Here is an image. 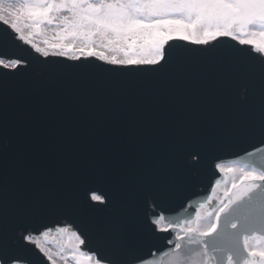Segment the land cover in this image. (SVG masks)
<instances>
[{
	"label": "water",
	"instance_id": "1",
	"mask_svg": "<svg viewBox=\"0 0 264 264\" xmlns=\"http://www.w3.org/2000/svg\"><path fill=\"white\" fill-rule=\"evenodd\" d=\"M3 30L11 32L0 22ZM170 43L179 55L154 72L96 58L45 59L17 41L20 47L10 54L52 69L0 83V125L13 138L12 167L29 189L21 210L35 229L67 221L87 238L82 249L88 252L110 256L122 244L125 257L164 264V252L173 247L167 240L174 242L175 234L156 231L150 217L163 213L176 222L193 216L212 184L223 179L216 162L264 157V137L252 131L259 120V80L247 105L233 83L238 69L255 63L250 46L231 38L213 42L215 48ZM189 151L200 152L199 164L189 163ZM83 173L104 177L116 199L124 227L112 237L97 227L107 210H81ZM36 189L42 190V207L28 206ZM145 191L155 193L147 202ZM37 256L38 264H51Z\"/></svg>",
	"mask_w": 264,
	"mask_h": 264
},
{
	"label": "snow or ice",
	"instance_id": "2",
	"mask_svg": "<svg viewBox=\"0 0 264 264\" xmlns=\"http://www.w3.org/2000/svg\"><path fill=\"white\" fill-rule=\"evenodd\" d=\"M0 22L11 29L0 31V83L9 77L52 70L31 56L10 54L20 47L17 41L29 44L45 59L50 54L73 61L96 58L114 66L146 67L154 72L164 70L179 55L171 41L215 48L213 42L231 38L248 45L255 63L238 69L233 83L242 89L240 101L247 105L258 78L259 120L252 131L264 137V0H0ZM25 29L30 30L27 35ZM48 31L53 37L43 41L46 47L32 42L31 37ZM187 156L191 165L200 163V152L189 151ZM14 161L13 138L0 125V264H38L37 251L56 264L47 246L53 229H35L31 217L21 210L29 189L15 174ZM215 168L232 174L233 179L212 210L203 214L197 210L176 222L163 213L150 217L156 231L175 234L174 242L167 240L173 247L164 252L168 257L164 264H264V157L227 167L217 163ZM104 179L87 173L79 176L81 210H107L97 227L109 238L123 229L124 221ZM41 192L32 190L28 206H43ZM142 195L147 202L155 193ZM205 207V203L199 205V209ZM56 232L68 233L76 241L74 250L62 256L71 255L76 264L91 262L93 256L95 264H149L140 256L125 257L122 244L110 256L85 252L82 246L87 238L72 223L57 227ZM62 253L64 249L56 255Z\"/></svg>",
	"mask_w": 264,
	"mask_h": 264
},
{
	"label": "rangeland",
	"instance_id": "3",
	"mask_svg": "<svg viewBox=\"0 0 264 264\" xmlns=\"http://www.w3.org/2000/svg\"><path fill=\"white\" fill-rule=\"evenodd\" d=\"M48 33L47 32L44 33V35L46 34V36L38 35V36L31 37L32 42L36 43L40 47H46V45L43 44V41L45 39H48V40L51 41L52 37H53V33L52 32L48 31ZM25 35H27V33H25ZM49 51L51 53L52 50L49 49ZM233 163H237V162L233 161L230 164H233ZM228 165L229 164H227L225 167H227ZM228 177H230V180L232 181V179H233L232 174L228 173ZM218 203H219V201H217L215 204H213V206L210 205L209 207L204 209L202 211V214L204 212L212 210L216 205H218ZM41 241L44 242L43 237L41 238ZM48 241H49V243H48L47 246L52 249L53 259L56 261V264H76V260L73 259L71 257V255H68L67 259L62 258L63 255H65V254H67V253H69V252L74 250V245L76 243L74 238H70L68 233L60 234V233H57L56 231H53L52 234L48 237ZM61 249H64V253H62L60 256L56 255V253H59L61 251ZM85 264H95L94 256H93L91 262H87L86 261Z\"/></svg>",
	"mask_w": 264,
	"mask_h": 264
},
{
	"label": "bare ground",
	"instance_id": "4",
	"mask_svg": "<svg viewBox=\"0 0 264 264\" xmlns=\"http://www.w3.org/2000/svg\"><path fill=\"white\" fill-rule=\"evenodd\" d=\"M213 194L211 195V197H212V200H211V202H209V199H208V202H206L205 204H206V207H208V206H210L211 204H213V203H215L216 202V198H218V196H219V194L221 193V189L218 187V185H215L214 187H213ZM206 207L204 208V209H206ZM204 209H197V210H200L201 211V213H202V211L204 210ZM196 210V211H197Z\"/></svg>",
	"mask_w": 264,
	"mask_h": 264
},
{
	"label": "flooded vegetation",
	"instance_id": "5",
	"mask_svg": "<svg viewBox=\"0 0 264 264\" xmlns=\"http://www.w3.org/2000/svg\"><path fill=\"white\" fill-rule=\"evenodd\" d=\"M28 31H30L29 29H25V33H27L28 34ZM48 33V32H47ZM49 34V33H48ZM41 36H46V34L45 35H41Z\"/></svg>",
	"mask_w": 264,
	"mask_h": 264
}]
</instances>
